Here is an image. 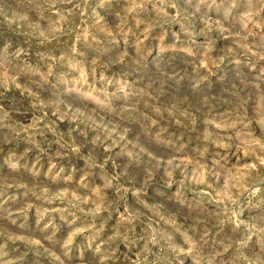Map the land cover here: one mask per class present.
<instances>
[{"label": "rangeland", "instance_id": "1", "mask_svg": "<svg viewBox=\"0 0 264 264\" xmlns=\"http://www.w3.org/2000/svg\"><path fill=\"white\" fill-rule=\"evenodd\" d=\"M178 3L191 11L186 0ZM82 7L71 38L45 42L24 35L32 20L27 0H0V37L18 38L29 53L28 70L15 84L0 85V264H264V153H250L235 119L231 128L214 120L183 145L165 142L176 159L169 164L161 157L157 167L139 150L151 143L143 137L125 143L106 127L85 124L79 111L33 107L32 80L39 76L47 78V89L73 95L106 80L109 89L115 83L151 96L144 76L130 78L117 62L123 58L125 67L147 75V65H130L129 58L155 48L159 59L178 46L137 31L132 17L123 16L125 0H83ZM185 27L194 30L191 20ZM225 39L232 40L228 47L215 40L209 46H219L225 65L231 56V67L246 80L253 69H244L242 58L256 61L248 49L259 41ZM254 69L264 71V60ZM151 81L176 102L173 108L191 115L196 131L199 120L183 103L186 88L162 85L154 75ZM41 98L53 99L50 92ZM211 100L230 111L222 97Z\"/></svg>", "mask_w": 264, "mask_h": 264}, {"label": "clouds", "instance_id": "2", "mask_svg": "<svg viewBox=\"0 0 264 264\" xmlns=\"http://www.w3.org/2000/svg\"><path fill=\"white\" fill-rule=\"evenodd\" d=\"M105 2L111 4L113 0ZM125 3L127 7L122 10L123 16L132 17L137 31L143 29V35H151L154 41L163 37L178 45L169 48L166 54L161 52L159 59H156L155 48L142 57L129 58L130 65H147V75L142 68L125 67L123 58L117 62V70L128 73L130 78L139 80L143 75L142 85L151 96L130 92L115 83L109 89L106 80L94 81L96 87L87 91L76 90V95H73V90L68 88L59 92L47 89V78L39 76L32 80L35 89L30 93L33 107L51 110V106L63 105L79 111L85 124L106 127L125 143L143 137L151 143L142 144L139 150L149 160L156 161L157 167L161 157L169 164L176 159L166 151L165 142L183 145L187 135L199 136L204 127L214 120L231 128L229 121L235 119L243 125L239 131L247 139L250 153L254 149L264 153V71L254 69L256 62L264 60V0H186L191 5V11L181 7L178 0H125ZM27 4L32 20L30 31L24 35L28 39L45 42L71 38L77 14L83 11V0H27ZM189 20L194 24L192 31L185 27V22ZM202 20L211 21V24L202 25ZM225 37L239 39L242 43L249 42V37L259 41L252 46L256 48L255 52H252V47L248 49L257 60L254 61L251 56L242 58L247 60L243 68L253 69L246 80L240 79L238 70L231 67V56L227 57L229 64L225 65L226 57L220 53L219 46H209L215 40L228 47L232 40ZM71 51L76 53L77 49L72 47ZM28 59V49L18 38L0 37V85L15 84L21 71L28 70ZM257 71L259 75L255 74ZM153 75L162 85L175 84L186 88L183 103L188 106V112L194 113L199 120L196 131H192L189 123L191 115L186 119L178 108L172 107L176 102L153 88L155 81L150 82ZM118 91L122 95H117ZM45 92H50L53 99H42ZM130 96L138 98L129 102ZM213 96L227 101L230 111H224L223 104L212 101ZM190 97H195V102ZM157 136L162 139L157 141ZM217 139L235 143L227 135L217 134ZM219 147L225 145L220 144ZM103 151L111 152V146L103 148Z\"/></svg>", "mask_w": 264, "mask_h": 264}]
</instances>
